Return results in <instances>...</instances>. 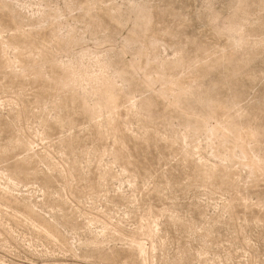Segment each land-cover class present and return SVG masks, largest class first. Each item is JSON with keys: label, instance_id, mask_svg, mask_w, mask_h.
<instances>
[{"label": "rangeland", "instance_id": "rangeland-1", "mask_svg": "<svg viewBox=\"0 0 264 264\" xmlns=\"http://www.w3.org/2000/svg\"><path fill=\"white\" fill-rule=\"evenodd\" d=\"M0 194V264H264V0H0Z\"/></svg>", "mask_w": 264, "mask_h": 264}, {"label": "bare ground", "instance_id": "bare-ground-1", "mask_svg": "<svg viewBox=\"0 0 264 264\" xmlns=\"http://www.w3.org/2000/svg\"><path fill=\"white\" fill-rule=\"evenodd\" d=\"M13 183H14V182H13ZM2 187H3V186H2ZM2 187H1V188H2ZM3 189H5V188H3ZM7 189H8V187H7ZM1 190H2V189H1ZM10 190H11V189H10ZM6 191H8V190H6ZM6 191H5V192H6ZM3 192H4V191H3ZM11 192H12V191H10V195L12 194ZM7 194H8V193H7ZM7 194L5 193V195H7ZM0 195H3V194H0ZM10 195H9V197H10ZM12 195H13V194H12ZM12 195H11L10 198H9V197H5V198H9V201L11 202V200L13 201V199H11V198H12ZM3 196H4V195H3ZM3 196H2V197H3ZM2 197H1V198H2ZM3 198H4V197H3ZM14 199H15V198H14ZM3 200H4V199H3ZM5 200L7 201L8 199H5ZM14 201H15V200H14ZM10 202H9V203H10Z\"/></svg>", "mask_w": 264, "mask_h": 264}]
</instances>
